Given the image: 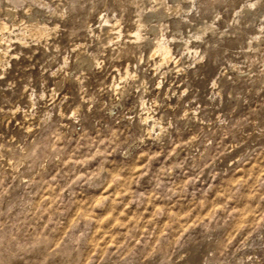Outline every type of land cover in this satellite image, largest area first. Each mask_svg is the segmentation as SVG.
<instances>
[{
	"label": "rangeland",
	"instance_id": "374dc122",
	"mask_svg": "<svg viewBox=\"0 0 264 264\" xmlns=\"http://www.w3.org/2000/svg\"><path fill=\"white\" fill-rule=\"evenodd\" d=\"M137 1L0 0V264H264V0Z\"/></svg>",
	"mask_w": 264,
	"mask_h": 264
},
{
	"label": "bare ground",
	"instance_id": "6f19581e",
	"mask_svg": "<svg viewBox=\"0 0 264 264\" xmlns=\"http://www.w3.org/2000/svg\"><path fill=\"white\" fill-rule=\"evenodd\" d=\"M173 1H174L173 3L168 4L164 0H156V7L155 8H149V9H146L144 7V3L142 2V0L137 1V4L140 5V11L145 10V14L148 15V19L143 20V22H147L148 20H150L152 18L156 19V23H154V24L151 23L147 29L148 33L151 34V36L148 38V41L151 45L150 54L151 55H158L160 58L161 64H167L172 60L176 64V61H177V59L174 58V56H173L174 54L172 53L168 37L166 36L165 32H163L164 31L163 30L164 25L162 23V18H167L170 16L179 17L183 12H185L186 7H184L183 5H181V3H179L175 0H173ZM187 9L189 10L190 6L187 7ZM12 24L15 27L17 25L15 22H13ZM117 25H118L117 22L111 23V22L104 19V22H103L101 29H100L101 30V36L98 38V41L100 43L106 44V43L113 41L115 36H117V38H118L122 34V31L117 27ZM8 30H10L9 24L7 25L2 19H0V33L2 34L3 40L5 39L4 33H5V31L7 32ZM49 32H50L49 27L46 26L44 23H41L39 21L29 20L28 22H26L25 24H23L20 27L19 31L16 33V38L18 40H23V39H25L26 36H29L32 38L39 39V38L47 35ZM140 32L141 31L138 29L134 32V35H135L136 39H138V40L143 39ZM3 52H5V51H3ZM4 55H5L4 53L0 52V60H2L5 57ZM150 115L145 116L144 122H147L149 120L148 121L149 123H150V121L152 122L151 123L152 128H154V126H158L162 130V127H161L158 119H156V118H154V116H150Z\"/></svg>",
	"mask_w": 264,
	"mask_h": 264
}]
</instances>
